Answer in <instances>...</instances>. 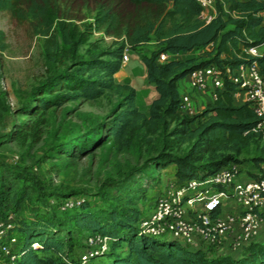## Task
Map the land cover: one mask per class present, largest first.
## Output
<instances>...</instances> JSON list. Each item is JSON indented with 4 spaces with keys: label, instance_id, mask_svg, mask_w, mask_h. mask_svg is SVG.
<instances>
[{
    "label": "trees",
    "instance_id": "16d2710c",
    "mask_svg": "<svg viewBox=\"0 0 264 264\" xmlns=\"http://www.w3.org/2000/svg\"><path fill=\"white\" fill-rule=\"evenodd\" d=\"M126 1L133 6L129 15L100 3L90 20L79 23L59 12L53 0H0V9L19 20L27 15L35 18L44 35L46 60L65 63L38 87L40 95L31 111L79 97L94 99L114 88L121 97L112 108L111 118L95 121L83 133L68 137L63 145L66 151H86L88 146L82 139L93 142L103 129L118 150L139 149L144 144L146 159L128 170L126 178L135 171L168 163L175 164L176 174L189 178L215 172L252 143L258 148L254 162L259 170L254 175L264 178V139L255 128L259 118L247 101L233 103L235 84L226 79L224 86L216 89L212 102L193 116L179 112L178 91V80L197 67L214 64L223 68L255 58L264 68V53L249 56L244 52L245 47L264 42L260 16L264 0H225L226 9L223 1L215 0V14L209 19L202 17V7L196 0ZM97 30L113 37L108 46L98 48L97 42L90 40ZM151 35L155 48L140 59L157 94L144 112L136 103L135 88L115 82L114 75L122 65L123 50L146 43ZM83 44L87 47L81 53L79 47ZM3 46L4 32L0 29V47ZM200 47L206 49L199 56L157 61L164 52ZM114 186L122 191L121 197L111 195L104 184L97 192L103 199L115 198L105 206L92 208L89 196L83 192L50 194L57 198L71 196L78 202L59 210L61 216L40 214L29 221L19 215L14 217L13 229L21 233L22 239L17 235L19 250L10 264H61L51 252L59 253L60 258L65 253L67 243L58 231L59 225L65 223L109 237L105 249L84 261L79 257L75 264H264V235L238 252L210 253L191 249L166 234L140 229L137 223L141 215L134 205L132 186ZM31 189L37 191L38 197L48 193L24 168L0 164V216L10 210L17 214ZM35 241L37 246L33 245ZM8 262L0 256V264Z\"/></svg>",
    "mask_w": 264,
    "mask_h": 264
},
{
    "label": "rangeland",
    "instance_id": "374dc122",
    "mask_svg": "<svg viewBox=\"0 0 264 264\" xmlns=\"http://www.w3.org/2000/svg\"><path fill=\"white\" fill-rule=\"evenodd\" d=\"M53 1L59 12L74 17L79 23L90 20L100 3L110 5L125 15L133 13V6L126 0ZM142 8L146 9L145 6ZM0 29L4 32V46L0 47V164L24 168L48 192L38 197L37 191L31 189L19 212L9 211L13 217L19 215L29 221L40 214L56 213L61 216L59 210L62 209L64 198L49 197L50 194L83 192L84 196H89L92 208L105 206L115 198L99 197L97 192L100 186L104 184L111 195L121 197L122 191L114 186L117 183L132 186L134 205L139 215L144 216L150 212L157 195L169 179L175 176L186 179L176 174L174 163L162 167L152 165L126 178L128 170L141 165L146 159L144 144L139 149L118 150L114 142L106 138L103 129L93 142L82 139L84 145L88 146L86 151L80 152L76 148L70 153L66 151L63 145L68 137L83 133L95 121L111 118L112 108L121 97L119 90L110 88L94 99L79 97L45 110L31 111L40 95L38 87L51 73L62 69L65 63L53 64L46 60L43 52L44 35L32 16L27 15L24 20H19L9 11L0 9ZM112 38L102 30H97L90 40H95L98 48H104L111 43ZM86 47L87 44L81 45L79 51L84 53ZM154 48L152 40L134 48H126L128 60L122 61L123 71L114 75L115 82L128 83L135 88L137 104L146 110L154 84L147 80L140 56L150 54ZM188 54L199 56L204 54V50L197 48ZM162 55L157 57L158 62L170 57L167 53ZM127 63L130 68H126ZM191 99L193 111L186 116L200 112L207 104L209 95L193 91ZM257 149L251 143L233 161L239 162L243 170L253 167ZM58 231L67 246L61 258L59 253L51 252L52 255L61 264H75L86 247L90 231L76 227L73 223L59 225ZM17 235L22 239L20 232Z\"/></svg>",
    "mask_w": 264,
    "mask_h": 264
},
{
    "label": "built area",
    "instance_id": "2783aa9c",
    "mask_svg": "<svg viewBox=\"0 0 264 264\" xmlns=\"http://www.w3.org/2000/svg\"><path fill=\"white\" fill-rule=\"evenodd\" d=\"M196 1L202 12L215 5V0ZM260 16L264 22V8ZM125 49L122 61L128 60ZM244 52L249 56L261 55L257 45L245 47ZM187 76L189 89L180 95V113H192L193 91L211 86L214 98L216 89L222 88L227 79L235 84L233 92H246V101L259 118L255 128L264 139V68L257 59L223 68L214 64L197 67ZM63 198L62 209L78 202L71 196ZM137 224L142 230L176 238L191 249L210 253L238 252L264 234V178L246 174L241 164L233 160L210 174L184 180L173 177L157 195L150 212L140 216ZM13 227L14 217L10 212L0 216V256H5L8 264L15 260L19 250ZM108 240L107 235L90 232L80 260L105 249ZM33 245L37 246L38 242Z\"/></svg>",
    "mask_w": 264,
    "mask_h": 264
},
{
    "label": "crops",
    "instance_id": "0c3cea01",
    "mask_svg": "<svg viewBox=\"0 0 264 264\" xmlns=\"http://www.w3.org/2000/svg\"><path fill=\"white\" fill-rule=\"evenodd\" d=\"M221 1H223V7L226 9L227 6H228V1H225V0H221ZM201 14H202V17H204L205 19H209L211 16H213L215 14V5L214 6H211V7L205 8L204 11ZM149 40H152L154 42V44H155V39H154V36L153 35L150 36V39ZM210 47H211V44H209L207 46V48H210ZM200 48L203 49V50L206 49V47H200ZM258 50H259V52L261 54L264 53V42L262 44L258 45ZM191 51H181V52L172 53V54L171 53H167V52L166 53L168 55H170L169 59L170 58H174V57H176V58H185L187 56H195V55H189L188 54ZM181 54H183V56ZM141 67H142L143 72L146 75L145 65L143 64V62H142V66ZM126 68H130V64L129 63H127ZM123 69H124V67L121 65V67H120V69L118 71H123ZM188 89H189L188 88V76L186 75L185 77H183V78H181V79L178 80V91H179L180 94H182L183 92L187 91ZM194 92H202V93L208 94L209 95V100H208L207 103L212 102V100H213L212 87L211 86H208V88H206V89L196 90ZM156 94H157V92H156V89L154 87L153 93L150 96V99H149V102H148V105H147V110L144 107H141L140 108L138 106L139 109H141L144 112H147L148 111V108H149L150 101L152 100V98H154L156 96ZM246 97H247V94H246V92L244 90H237L235 92H232V99H233V103L234 104H241V103L245 102L246 101ZM136 103H137V96H136ZM258 170H259V167L256 164H254L253 167H250L248 169L245 168L244 169V172L246 174H248V175H254L256 172H258Z\"/></svg>",
    "mask_w": 264,
    "mask_h": 264
}]
</instances>
